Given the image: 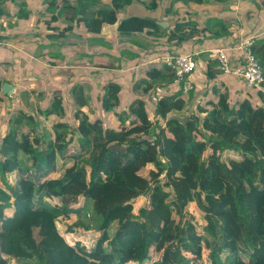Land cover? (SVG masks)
Here are the masks:
<instances>
[{
	"label": "trees",
	"instance_id": "16d2710c",
	"mask_svg": "<svg viewBox=\"0 0 264 264\" xmlns=\"http://www.w3.org/2000/svg\"><path fill=\"white\" fill-rule=\"evenodd\" d=\"M165 1L51 0L53 34L47 38H66L81 25L99 35L105 25L117 24L120 38L139 47L137 36L185 43L189 37L181 24L171 33L157 18L124 14L134 3L156 12ZM171 1L201 5L210 0ZM9 4L20 8L19 18L29 16V0H0V17ZM257 6L264 9V0ZM61 20L67 25L59 26ZM211 22L218 28L214 38L229 35L226 23ZM254 40L264 69V41ZM235 46L243 55L239 41ZM145 57L125 50L116 60L121 65ZM146 74L134 86L136 92L175 80L165 65L151 64ZM3 84L0 80V105ZM120 94L121 87L111 82L101 101L105 112H115L118 129L91 119L85 82L76 83L69 95L77 126L55 123L57 114L62 119L67 114L58 93L45 113L19 110L11 116L10 130L0 138V264H264V107L251 98L231 107L228 93L215 89L211 110L199 108L203 120L188 116L182 124L172 119L184 103L170 96L158 100L155 113L161 120L155 122L142 100L128 113L117 112ZM258 96L264 102V94ZM129 114L136 119L128 122ZM79 136L90 140L91 149L67 155ZM16 172L20 179L13 186L8 176ZM140 198L145 201L135 213ZM191 204L203 226L190 215ZM80 229L98 235L87 246L76 238Z\"/></svg>",
	"mask_w": 264,
	"mask_h": 264
},
{
	"label": "crops",
	"instance_id": "0c3cea01",
	"mask_svg": "<svg viewBox=\"0 0 264 264\" xmlns=\"http://www.w3.org/2000/svg\"><path fill=\"white\" fill-rule=\"evenodd\" d=\"M258 3H260V0H228L225 3L210 0L201 5H184L182 3L172 5L171 0H166L160 6L158 11H149L150 13L147 12L148 10L144 8L142 4L134 3V5L128 8L124 13L126 17L129 16L128 14L130 13V11L134 13L131 15H149L151 17L157 18L158 23L166 22L168 24V27L164 29H169L171 33L175 32L178 24H181L184 26V31L182 33L189 37L185 43H178L177 41L168 42L166 37L160 39L157 37L149 36V38H154L155 42H158V40L162 41V48L152 50L147 55V57H145L146 60L144 59L145 61L143 62L140 59L134 58L130 62L123 61L120 65L116 60L121 58V53L123 51L127 50L129 52L127 48L122 49L120 52H118L119 48L117 52L115 51L117 48L115 47V44L123 45L128 43V41L121 39L118 35L117 24L105 25L101 34L99 35L87 33L83 25L75 28L74 34L72 36L84 38L88 35L86 39H89V41L95 38H99L109 43L114 49V51L112 52L111 48H104L105 51L98 57H96V59L100 61V65H94L96 69H94L93 66L85 67L86 69L79 68V70L85 74V79L87 82H84L86 83V86L90 91L89 105L92 100H95L97 102V106L101 107L103 115L106 114V117L104 118L103 115L102 117L99 116L97 118H94L96 110L91 107L87 109L89 110L91 119L96 120L101 118L103 121H105V125L107 127H112L115 129L119 128L120 124L115 115V112L107 113L103 110L101 105V101L105 95V88L111 82L117 83L121 87L120 103L116 108L117 112L128 113L130 107L136 101L142 100L145 103V107L150 119L155 122H157L158 119L161 120L159 115L155 113L158 100L162 99L163 97L170 96H176L177 101L180 100L184 103L182 109L180 107H176L172 114V117L178 116L188 118V116H195L197 118L201 117V120H203L204 115L198 112L199 108L208 107L206 108V111L211 110L209 103L214 99L215 89H218L223 93H228L230 97L229 104L231 107H237L239 103L248 98H251V100L256 105H262L264 107V102L261 101L258 96V92L264 94V89L259 90L256 88H250L243 79L237 76L224 75L219 73L217 70V60L210 57L211 51L225 50L229 58L231 60L233 59V62L235 63L234 66L238 67L241 65L242 61H240V59L243 57L241 51L238 49L239 46L236 47L235 43L237 41L240 42L242 39L248 37H254L257 41H264V9H259L257 6ZM172 17L175 18L173 24L168 19ZM215 19H218L223 23H226L227 26H230L231 34L229 33V35L225 36L224 38H214L212 33H215L218 28H215L214 23H212L211 21ZM210 27L212 28V31L210 30ZM83 34L86 35L83 36ZM101 46L103 47L104 45ZM129 46L136 45L129 43ZM95 47L96 45L90 44L87 48L92 50ZM88 54L92 55L93 53L88 52ZM186 54L198 55L197 68L191 75H189V81L193 85V90L191 92H189L188 94H182L179 91V87L176 84L170 82V80L164 81L160 86L152 88L151 90H149V92H145L143 89H140L138 92L135 91L134 86L138 81L147 77L146 73L149 70L151 64L163 66L160 62L161 57L166 55ZM73 62L76 63L75 60ZM72 68L75 67H73L72 65ZM77 69H74V71H71V73L68 74L69 87L71 88L76 84V81L71 84L73 78L71 80L70 77L73 73L78 74L79 71H77ZM2 74L0 75V77L2 76ZM97 74L101 79V83L95 85L96 88L100 87V91L96 92V98H94L92 92V80L94 79V75ZM57 80V82L60 81L59 77L57 78ZM12 84L15 87L13 93L15 95L19 93L20 89L15 83ZM31 91V94H36L34 89H31ZM68 92L70 95V88L68 89ZM13 94L10 96H4L3 94H1L4 99V102L2 104H6L7 100H12V98L14 97ZM35 97L38 98L40 96ZM1 107L2 106H0V108ZM148 107H150V110L148 109ZM10 118L11 117L7 118L5 115L0 114V138L10 130ZM125 118L128 122L134 121L136 119L135 116H131L130 114L125 116ZM17 182L18 179L16 180V184ZM144 201V198H140L138 200V202ZM191 205L195 206V204ZM140 208H142V206ZM193 214L196 215L197 213Z\"/></svg>",
	"mask_w": 264,
	"mask_h": 264
},
{
	"label": "rangeland",
	"instance_id": "374dc122",
	"mask_svg": "<svg viewBox=\"0 0 264 264\" xmlns=\"http://www.w3.org/2000/svg\"><path fill=\"white\" fill-rule=\"evenodd\" d=\"M49 2H51V0H29V4L27 6V10L30 11L29 16L22 18L17 16V13H19L20 10L18 6H12L10 4V7L5 5L3 6L7 9V13L2 14L0 17V24L4 29L0 30V36L5 37L6 39L0 40V71L1 74L3 73L0 80L2 82L5 81V83H15L18 85L20 91L15 95L13 94L14 97L12 100H7L6 104L0 105L2 106L0 108V114L9 118L14 114H18L19 110H23L32 115H37L38 111L45 113L52 107L55 97L54 95L58 93L61 94L62 106L67 114L63 119L60 114H57L55 117V123L65 121L69 125L77 126V109L73 106V99L69 97L68 92L69 88L71 90V87H69L68 74L78 68V74L73 73L70 77L71 80L73 78L71 84L75 81L76 83L84 81L87 82L85 74L80 71L79 68L86 69L85 67L100 65V61L96 59V57L102 54L105 49L111 48L112 52L114 49L109 43L99 38L89 41V39H86L88 35L84 38L70 35L63 38L64 40H49L47 36L53 34V31L48 28V22L51 20L53 15V9H51L48 5ZM147 12L150 13L149 11ZM131 14L134 13L130 11L128 15L130 16ZM168 19L172 24L175 21L174 17ZM57 24L61 27L67 25L64 20H61ZM85 35L86 34H83V36ZM136 39L140 42L142 47L129 46L128 42L123 45L115 44V47H117L115 51L117 52L118 48V52L127 48L132 55L138 58L141 57V55H148L154 49L156 50L162 48L163 42L159 40L158 42H155L154 38L152 39L146 36H137ZM90 44L96 45V47L92 50L87 48ZM101 45L104 46L102 47ZM88 52H92L93 54H88ZM74 60L76 63L73 62ZM71 64L75 68H72ZM94 69H96V67H94ZM98 76V74L94 75V79L92 80V92L94 98H96V92L100 91V87H95L96 84L101 83V79ZM58 77L60 79L59 82H57ZM31 89H34L36 94H31ZM35 96L40 97L36 98ZM91 107L96 110L94 118L99 116L102 117L103 111L101 110V107L97 106V102L95 100H92L90 105L85 109L87 110ZM148 109L150 110V107H148ZM87 111L89 113V110ZM40 115L41 117L39 118L46 119L45 115ZM104 117H106V114L103 115V118ZM47 128L51 133H53L52 124H48ZM25 131H27V129H25ZM62 139L67 141L68 137L63 136ZM91 147L92 143L90 140L86 139L84 136H79L75 144H73V146H71L68 150L67 155H75L85 150L89 151ZM229 155L233 154L230 153ZM64 164L65 163L63 162L59 163L61 171H64ZM8 178L11 185L17 186L16 180L20 179V173L16 172L11 174ZM138 200L135 204V213L141 209L140 207L143 206L144 203L138 202ZM188 211L190 215L197 213L194 215L196 222L201 226L204 225L203 218L194 205L189 206ZM73 221H76V218H73ZM59 227L63 230L62 223H59ZM97 235L98 233H88L80 229L76 238L82 241L84 245L88 246ZM151 259V261H156L158 256L152 252ZM10 264L17 263L15 260H10Z\"/></svg>",
	"mask_w": 264,
	"mask_h": 264
},
{
	"label": "built area",
	"instance_id": "2783aa9c",
	"mask_svg": "<svg viewBox=\"0 0 264 264\" xmlns=\"http://www.w3.org/2000/svg\"><path fill=\"white\" fill-rule=\"evenodd\" d=\"M255 40L253 38L240 41V49L243 51V62L240 66L232 65L225 50L211 51L210 57L218 62V69L224 75H234L243 79L250 88L259 90L264 89V69L253 51ZM162 65L170 68L175 73L174 84L184 94H188L193 90V85L189 81L191 75L197 68L198 55H166L161 57Z\"/></svg>",
	"mask_w": 264,
	"mask_h": 264
},
{
	"label": "water",
	"instance_id": "95a60500",
	"mask_svg": "<svg viewBox=\"0 0 264 264\" xmlns=\"http://www.w3.org/2000/svg\"><path fill=\"white\" fill-rule=\"evenodd\" d=\"M158 24L162 26L163 28L168 27V24L166 22H159ZM14 90H15L14 85L7 82L3 84L2 94L4 96H10L14 93ZM172 119L177 120L182 124H187L189 121V119L186 117H178V116H173Z\"/></svg>",
	"mask_w": 264,
	"mask_h": 264
},
{
	"label": "bare ground",
	"instance_id": "6f19581e",
	"mask_svg": "<svg viewBox=\"0 0 264 264\" xmlns=\"http://www.w3.org/2000/svg\"><path fill=\"white\" fill-rule=\"evenodd\" d=\"M255 39V38H254ZM254 50V49H253ZM242 56H244V55H242Z\"/></svg>",
	"mask_w": 264,
	"mask_h": 264
}]
</instances>
